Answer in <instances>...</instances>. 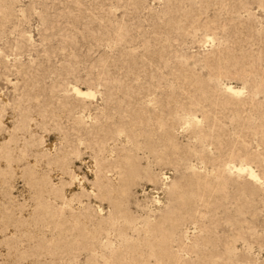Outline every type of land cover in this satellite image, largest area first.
<instances>
[{
    "label": "rangeland",
    "instance_id": "374dc122",
    "mask_svg": "<svg viewBox=\"0 0 264 264\" xmlns=\"http://www.w3.org/2000/svg\"><path fill=\"white\" fill-rule=\"evenodd\" d=\"M0 264H264V0H0Z\"/></svg>",
    "mask_w": 264,
    "mask_h": 264
}]
</instances>
